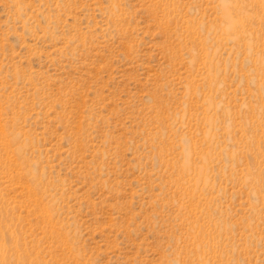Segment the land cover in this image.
<instances>
[{"label": "rangeland", "instance_id": "rangeland-1", "mask_svg": "<svg viewBox=\"0 0 264 264\" xmlns=\"http://www.w3.org/2000/svg\"><path fill=\"white\" fill-rule=\"evenodd\" d=\"M0 264H264V0H0Z\"/></svg>", "mask_w": 264, "mask_h": 264}, {"label": "bare ground", "instance_id": "bare-ground-1", "mask_svg": "<svg viewBox=\"0 0 264 264\" xmlns=\"http://www.w3.org/2000/svg\"><path fill=\"white\" fill-rule=\"evenodd\" d=\"M3 255V254H2Z\"/></svg>", "mask_w": 264, "mask_h": 264}]
</instances>
